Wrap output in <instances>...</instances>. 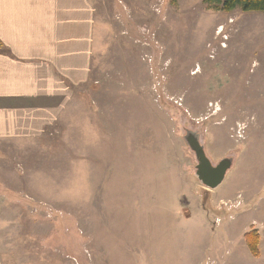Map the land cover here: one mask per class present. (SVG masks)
Here are the masks:
<instances>
[{
  "label": "rangeland",
  "instance_id": "obj_1",
  "mask_svg": "<svg viewBox=\"0 0 264 264\" xmlns=\"http://www.w3.org/2000/svg\"><path fill=\"white\" fill-rule=\"evenodd\" d=\"M89 1L70 106L40 136L0 141L5 264H264V12ZM187 129L212 165L233 159L214 189Z\"/></svg>",
  "mask_w": 264,
  "mask_h": 264
},
{
  "label": "crops",
  "instance_id": "obj_2",
  "mask_svg": "<svg viewBox=\"0 0 264 264\" xmlns=\"http://www.w3.org/2000/svg\"><path fill=\"white\" fill-rule=\"evenodd\" d=\"M91 13L89 0H0V141H30L70 106Z\"/></svg>",
  "mask_w": 264,
  "mask_h": 264
},
{
  "label": "water",
  "instance_id": "obj_3",
  "mask_svg": "<svg viewBox=\"0 0 264 264\" xmlns=\"http://www.w3.org/2000/svg\"><path fill=\"white\" fill-rule=\"evenodd\" d=\"M184 140L188 147L194 152L197 164L195 165V175L204 186L214 189L224 180L227 171L232 166V157H224L215 165H212L206 156L202 144L199 142L197 132L187 129Z\"/></svg>",
  "mask_w": 264,
  "mask_h": 264
},
{
  "label": "trees",
  "instance_id": "obj_4",
  "mask_svg": "<svg viewBox=\"0 0 264 264\" xmlns=\"http://www.w3.org/2000/svg\"><path fill=\"white\" fill-rule=\"evenodd\" d=\"M206 8L213 11L230 12L240 9L243 12H264V0H202ZM244 241L253 256L258 255L259 237L255 230L244 234Z\"/></svg>",
  "mask_w": 264,
  "mask_h": 264
}]
</instances>
